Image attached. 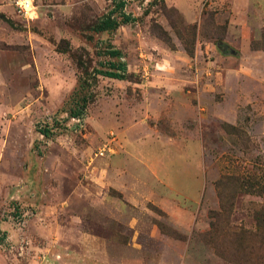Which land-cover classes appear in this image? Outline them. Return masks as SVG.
Here are the masks:
<instances>
[{
	"label": "rangeland",
	"instance_id": "1",
	"mask_svg": "<svg viewBox=\"0 0 264 264\" xmlns=\"http://www.w3.org/2000/svg\"><path fill=\"white\" fill-rule=\"evenodd\" d=\"M16 1L0 264H264V0H122L135 20L99 33L117 0Z\"/></svg>",
	"mask_w": 264,
	"mask_h": 264
},
{
	"label": "trees",
	"instance_id": "2",
	"mask_svg": "<svg viewBox=\"0 0 264 264\" xmlns=\"http://www.w3.org/2000/svg\"><path fill=\"white\" fill-rule=\"evenodd\" d=\"M124 4V1L117 0L115 7L104 14L95 23L93 30L96 33L109 31L117 28L120 24H126L135 20V17L123 11ZM118 10L119 14L117 16L116 12ZM104 52L110 57H120V51L113 47L108 48ZM97 73L111 78L123 79L125 77V64L121 60L111 61L109 62V67L107 69H99ZM78 114L79 113H73L74 116H77ZM47 132V129H42V133L47 134Z\"/></svg>",
	"mask_w": 264,
	"mask_h": 264
},
{
	"label": "built area",
	"instance_id": "3",
	"mask_svg": "<svg viewBox=\"0 0 264 264\" xmlns=\"http://www.w3.org/2000/svg\"><path fill=\"white\" fill-rule=\"evenodd\" d=\"M34 0H17L16 7L19 13L25 18H32L36 14Z\"/></svg>",
	"mask_w": 264,
	"mask_h": 264
}]
</instances>
